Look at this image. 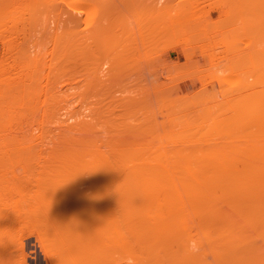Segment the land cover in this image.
Returning a JSON list of instances; mask_svg holds the SVG:
<instances>
[{
    "label": "rangeland",
    "instance_id": "obj_1",
    "mask_svg": "<svg viewBox=\"0 0 264 264\" xmlns=\"http://www.w3.org/2000/svg\"><path fill=\"white\" fill-rule=\"evenodd\" d=\"M103 1L0 0V173L24 196L16 198L22 206L19 215L7 212L9 218L15 217L13 225H7L10 237L22 239V248L10 249L9 255L17 261L20 257L23 264H195L194 257L188 262V255L181 253L178 236V241L176 237L166 241L167 225L147 222L146 214L155 213L158 206L144 196L143 188H126L123 195L114 196L104 188L87 186L91 178L84 167L103 162L120 170L172 162L181 167L185 166L182 158L187 164L193 156L194 165L216 167L217 161L207 160L215 150V154L244 156L240 163L237 157L231 160L242 168L246 167L245 156L255 151L254 145L264 152V136L256 138L261 131L249 126L250 118L246 120V112L253 108L245 109L246 97L252 104L264 103V0L104 1L111 4V10ZM83 4L91 11L82 9ZM61 8L82 19L80 28L73 26L72 15L61 14ZM104 18L109 19L107 24L106 19L99 21ZM91 24L102 26L97 36ZM121 24L125 30L118 28ZM111 27L117 35L114 39L105 34L111 33ZM100 35L105 38L101 42ZM82 38L87 42L82 44ZM255 92L261 93L258 102ZM256 110L264 113V104L255 106ZM239 122L245 125H241L242 132L235 129ZM224 128L231 136L235 132L237 140L232 139L245 141V146L239 143L243 145L239 148L232 140L233 145L223 146L231 139L221 134ZM248 130L255 134L253 145L248 142ZM196 152L204 155L202 159ZM6 187L10 186L0 188ZM130 210L131 215L135 210L141 217L124 216ZM5 260L2 263L13 262ZM202 261L214 262L208 254L196 264Z\"/></svg>",
    "mask_w": 264,
    "mask_h": 264
},
{
    "label": "bare ground",
    "instance_id": "obj_2",
    "mask_svg": "<svg viewBox=\"0 0 264 264\" xmlns=\"http://www.w3.org/2000/svg\"><path fill=\"white\" fill-rule=\"evenodd\" d=\"M87 1L88 0H85V2H87ZM89 1L92 2V0H89ZM89 1L87 2L88 4H89ZM95 1H97V0H95ZM95 1L93 0L92 3H94ZM104 1L106 3L108 2V0L107 1L104 0ZM104 1L101 4H104V7H106L107 4H105ZM120 1L122 2V1H128V0H120ZM137 1H139V0H137ZM195 1H197V0H194L193 1L194 4H195ZM99 2H100V0H99ZM99 2H97V3H99ZM77 3H80V2H77ZM145 3H147V2H145ZM88 4H85V6L83 4L82 9H87L88 6H89ZM133 4H134V2H132V5ZM76 5H78V4H76ZM86 5H88V6H86ZM95 5L97 6V4H95ZM197 5H198V3H197ZM107 6L109 7V4ZM84 7H86V8H84ZM111 7L112 6L110 4V7L108 9L111 10ZM78 8H79V6H78ZM92 8H95V7H92ZM68 9H70V8H68ZM96 9H97V7H96ZM88 10L89 9H87L86 11H88ZM135 10H133V11H135ZM65 11L66 10H63L62 9V13L61 14H64V16L65 15L66 16L69 15L67 17L68 18H71V15L72 14L70 12L68 13V11H66V13H63ZM89 11H91V10H89ZM107 11L110 12L109 10H107ZM135 12H137V11H135ZM106 13L107 12H105V14ZM107 14H106V17L108 16ZM155 14H153V16ZM75 15L76 14H74V16L72 15V18L74 17L72 19V21H73V24H75L73 26L74 27H77V28H80L79 27V23H81L82 19L80 18L81 19L80 20L78 18L79 16L77 15L78 17H76ZM92 15H94V14H92ZM179 15H182V14H179ZM60 17L61 16L59 15V18ZM179 17L180 16H178V18ZM63 18H61V19H63ZM138 18L141 19V17H138ZM147 18H149V17H147ZM174 18H175V16H174ZM64 19H66V17ZM74 19H76V21H74ZM93 19L94 18H92V20ZM105 19L106 18H104V20L99 19V21L102 22V21H105ZM68 20H70V19H68ZM68 20L67 21L64 20V21H66L67 24H68L70 22V21L68 22ZM108 20L109 19H106L105 23L104 22L103 23L104 24H107ZM72 21H71V24H72ZM78 21H80V22H78ZM153 21L154 20H152V23H153ZM178 21H179V19L176 20V22H178ZM77 22H78V25H77ZM28 23H30V22H28ZM153 24H155V23H153ZM27 25H29V24H27ZM80 25H82V23ZM111 25H112L111 23H108V27L111 26ZM121 25H122L121 27L120 26L118 27L120 30H121V28L124 27L123 26L124 24H121ZM158 25L156 26L157 28H158ZM164 26H165V24H164ZM91 27H93L91 29L95 30V33L96 34H94V35L97 36V33L101 31L100 30V27H102V26L99 25V27L98 26L96 27V28H99L98 31H97V29L94 26H92V24H91ZM138 27H139V25H138ZM14 28L17 29V26H15ZM106 28L107 27H105V29ZM116 28H117V26H116ZM116 28H115V30H116ZM111 29H112V27H111ZM111 29H110V32L111 33H105V34H107V35L110 34V37L112 38L115 35V34H112V32L114 30V27H113L112 31H111ZM119 29H118V31H119ZM123 29L125 30L126 28H123ZM123 29H122V31H124ZM28 30H29V28H28ZM127 30H129V29H127ZM127 30L125 32H127ZM160 30H161V28H160ZM75 31H76V29H75ZM90 31L91 30H89V33H90ZM138 31H140V30L138 29ZM150 31H148V32H150ZM80 32L81 33H84L86 31L82 32L80 30ZM80 32L78 31L79 34H80ZM78 33H76V35L75 34L74 35L77 36ZM161 33H162V31H161ZM125 34H127V33H125ZM74 35H73V37H74ZM86 35L88 36V33H86ZM94 35H92V37H94ZM101 35H100V37H102V39L100 40V42L103 39H105V38H103L104 35L103 36H101ZM107 35H106V38L109 37V36L107 37ZM147 35L149 36V34H147ZM200 35H202V34H200ZM115 36H117V35H115ZM115 36L113 37V39L115 38ZM92 37H90V39L88 38V41L91 40ZM141 37H142V35H141ZM111 38H109V39L111 40ZM85 39H87V38H85ZM98 39H100V38H98ZM147 40H149V39H147ZM82 41H83V38H82ZM84 41L87 42L86 40H84ZM84 41H83V43L82 42H80V43L84 44ZM92 41H93V43L97 42V40L94 41V38L92 39ZM143 41H144V39H143ZM98 42H99V40H98ZM73 44L74 43L72 42V45ZM82 47H85V46L83 45ZM72 48H74V45L72 46ZM77 48H78V46H77ZM77 48H76V45H75V49H77ZM80 50H81V48H80ZM82 50H86V49L83 48ZM77 51H78L77 52V54H78L79 53V50H77ZM73 53L76 54L75 52H73ZM77 54H76V56H77ZM128 54L130 56H133V55H131V52H129ZM124 55H126V54H124ZM130 56H129V58H130ZM131 58H133V57H131ZM83 72L85 73L86 71H83ZM87 73H88V71H87ZM95 73H97V71ZM87 75H89V73ZM256 76H258V75L256 74ZM262 76H264V75H262ZM93 77H95L96 80H97V77L96 76H93ZM103 77H105V76H103ZM91 78H92V76H91ZM95 78H92V79H95ZM258 78H261V77H258ZM243 80H245V79H243ZM262 82H264V81H262ZM262 82H259L258 81L259 84H261ZM243 83H244V81H243ZM243 83H242V86H243ZM245 83H247V82H245ZM248 83H250V82H248ZM255 83L258 84L257 82H255ZM253 87L254 86H252V88H250V89H253ZM259 88H261V87L259 86ZM251 92H246V93L249 94V95L246 94V96L248 95V96H251L253 98ZM257 92L253 93L254 96L256 95L255 97L258 98L256 100V102L259 101L258 94L259 95L261 94V93H257ZM262 94H264V93H262ZM244 95L242 97H244ZM237 97H238V95H237ZM239 97H240V95H239ZM262 97H264V96H262ZM233 98L236 99L235 97H233ZM247 98L248 97L245 98L246 99V106H245L246 108L245 109H247V111L248 110L250 111V109L253 108V112L251 111L252 114H251V112H249V113L246 112L247 113L246 117L249 114V117H247L246 120H248L250 118L251 119V122L249 123V126L252 127V128H254V129H256L255 131H257V129L261 131L260 133L257 132V135L256 136H255V134H256L255 131H253L252 129L251 130L255 134H250L249 130H248V132L246 131V135L249 134V136H251V138H250L251 141H248V140H246V141H248L249 143L250 142L252 143V138L254 139L255 137L257 138V136H258V138H259V136H264V133H262V132H264V113L261 114V113H258V110L255 111V106H256V109H257V105L260 106L261 104H264V103H259V104H256L255 105L254 103L252 104V102H251L253 100L247 101L249 99V98L248 99ZM252 98H250V99H252ZM261 100H264V98H261ZM238 101H240V99H238ZM234 102H235V100H234ZM232 103H233V101H232ZM219 106H220V104H219ZM230 106H232V104ZM222 108L220 110L219 107H218V109L220 111H222ZM229 108L231 109V107H229ZM259 108L260 107H258V109ZM213 109L215 110V108H213ZM260 111H261V108H260ZM214 112H215V115H216V110ZM241 112H239V113H241ZM228 113H230V112L228 111ZM235 113H237V112H235ZM222 114H223V112H222ZM219 115H220V113H219ZM226 115L228 116L229 114H226ZM250 115H251L252 118L250 117ZM223 116H225V114H223ZM232 116L234 117V114ZM238 116L235 115V117H237V119L235 118V120H238L239 119ZM216 117H215V119H216ZM233 117H232V119H233ZM219 118H221V117H219ZM225 119H227V118L225 117ZM243 119L245 120V117ZM215 121H217V120H215ZM221 121L224 122L223 120H221ZM248 121H250V120H248ZM241 122L242 123H244V122L246 123V121H244V122L241 121ZM242 123H241L242 127L245 126L244 125L245 123L244 124H242ZM236 124H234V126ZM241 125H240V122H239V126L240 127H241ZM247 125H248V123H247ZM217 127H218V125H217ZM217 127H215V130H216ZM221 127H222V125H221ZM230 127H231V125H230ZM240 127L239 128L238 127H236V128L234 127V128L236 130L239 129V131L242 132V127H241V130H240ZM246 127H244V128H246ZM248 127H247V129H250ZM231 128L234 129L233 126ZM231 128H229V129H231ZM220 130H222V129H220ZM234 130H233V132H234ZM224 132H225V128H224ZM228 132H229V130H228ZM241 132H238V133H241ZM213 134H214V132H213ZM216 134H217V131H216ZM221 134H228V133L225 132V133H221ZM234 134H235V132L233 133L232 136L229 135V134L226 135V136H230L231 139L229 138L230 139V141H229L228 137H226V139H228V140H226L227 141L226 144H228V145H225L224 144L223 146H225V147L226 146H229V143H232V141L234 143L235 140H237V139H235V138H237L236 137L237 135L235 136ZM217 135H214V136H217ZM246 135H244V136H246ZM241 137H242V134H241ZM221 138H224L225 139V137H223V136ZM232 138H234L235 140L232 139ZM261 138H264V137H261ZM215 140H216V138H215ZM256 140H258V139H255L253 142H256L257 143ZM259 140H260V138H259ZM226 141H224V143ZM236 142L234 144H236ZM244 142L242 141V143L241 142H237V143L238 144L239 143L243 144ZM216 143H218V142H216ZM233 143H232V145H233ZM249 143H248L247 146H249ZM222 144L223 143H221V145ZM241 144H239V148H240V145ZM253 144L254 143H252L251 145H253ZM241 146H243V145H241ZM244 146H245V143H244ZM247 146H246V149H248V150H251L252 149V148L249 149L251 146L248 147V148H247ZM254 146H257V147L259 146V148L256 147L257 149L254 147V150H255L254 151L255 153L253 152L254 154L253 153L252 154L250 153L249 155H247L246 153H244L245 155H247V156H245L246 167H243V166H245V165H243L242 168H239L241 166L240 164H239V166L238 165L235 166V163H237L235 160H234L235 161L234 164H232V161H231L232 159H235L236 157L237 158L239 157V159L236 158V160H238V162L240 161V159L243 160L244 159V156L242 154H241V156H243V159H242V157H240V155H237L236 156V155H233L231 153L228 154L227 152L224 153V152H220L218 150L217 151L219 153H217V154H215V152H216L215 150H213L214 151V154L211 152V154H213L212 155V158L210 156L211 155L210 154V151H206V152H209L208 154H210L209 155L210 157L207 156V160L210 159V160H212V162H216L217 161L216 164L219 163V165L216 166V167H215V165H213L214 167L212 166L213 163H211V166L212 167H209L210 165L209 166H207V165L204 166L205 163L204 164L203 163L202 164H199L198 163V165L192 164L193 163L192 158L194 157L193 156L194 153H193V155H190V154L184 155V156H193L191 158V161L192 162L190 161L191 163L189 162V163L186 164V162L184 161L185 159L182 158L181 159V162L183 161V164H185V166H181L182 164H180L181 167H176V166L172 165V164H174L172 162L171 163L172 166L170 164H168L169 166H166L167 164L166 165H161V163H158L157 166H155V167L152 166L150 168L149 167H144V168L135 169V170L134 169L133 170H129V169H125V170L121 169L120 170V168L112 167V166L106 164L105 162H103L101 164H96V165L91 166V167L88 166V164H86V166H88L89 168L86 167V166L84 168H87L88 169L89 174H90V178H91V180L89 182H87L88 183L87 186H94V187L95 186H98V187H100V190L101 191H102L101 188H104L107 191H111L114 196L115 195L116 196L123 195L121 192L124 189H126V188H128L130 190L132 188H133L132 190H134V188H143L144 191H145L144 196L146 195L147 198L151 200V202L153 201V203L155 202V204H157V206H158V208L156 207L157 208V211L155 213H153V214L151 213V215H150V213H148V215L146 214V216H145V213L143 214V210L141 209V214H142V217H141V214H139V212L136 213L135 210L132 211V215H131V210H130L129 211L130 213L128 212L127 215H124V216H129V214H130V218H136V219H138L140 217L143 218L145 216V218L147 219V222L149 221V223H150V221H152L155 224L161 225L163 223L162 225H165V226L167 225V236H168L167 238L168 239L166 241H168V242L169 241H172L171 239L174 238V237H176V240L178 241V239H177V236H178V238L180 239V242H181L179 244V246L181 248V253L183 251L185 254L188 255L189 258L187 257V259H186V261L188 260V262H189L190 257L191 258L194 257L196 259V260H194L195 261V264H196L197 263L196 261L199 260V257H201L202 255H205L206 256V254H208V255H211L212 260L214 261L213 264H264V200H262V199H264V152H261V151L259 152L258 151V149H260V148H261L260 150H262V147L260 145L257 144V145H254ZM237 147L238 146H236V148ZM207 148H209V147H207ZM218 148H220V146ZM239 148H237V150ZM202 149L203 148H201V151H202ZM227 149H228V147H227ZM200 152H196L195 154H197V157L199 156L202 159V156H204V155L203 154H202V156L198 155ZM184 156L182 155V157H184ZM178 158H179V155H178ZM180 158H179V160H180ZM205 158H206V156H205ZM156 159H158V158H156ZM189 159H190V157H189ZM210 160H208V161H210ZM194 161H195V159H194ZM204 161H206V160H204ZM198 162H200V161H198ZM240 162H242V161H240ZM245 162H244V164H245ZM179 163H180V161H179ZM207 163L210 164L209 162H207ZM94 164H95V162H94ZM0 171H2V170H0ZM85 171H86V169H85ZM1 174L2 173H0V187L1 186H10V187H6L7 189L4 188V190H1V188H0V236H1V238H0V262L1 263L0 264H5L4 262L2 263L3 258L6 259L5 262L7 261V263H11V261H13L15 264H17V263L20 264V263H22V260L20 259V257H18V259L21 262L15 260V259L12 260L13 257L12 256L10 257L11 252L10 253L8 252V251H10V249H12V248L14 249V247L15 248H18L20 246V244H21V240L22 239H20V237L17 238L18 236L16 238H14V239L10 237L11 236V233L8 230L9 229L8 226L13 225L12 222H14V221H11V220H14L15 217L9 218L7 212H9L11 210L12 213L17 212L15 214L21 213L22 206L20 207V203H21L20 200H22L23 198L21 199V197H24V196H22V193H20L18 191L19 189H18V187H16V185L13 186L12 181H9L10 179L7 178L4 173H3L4 175H1ZM91 174H93V175H91ZM74 180L76 181L75 178H74ZM9 182L11 184H9ZM71 182H69V183L67 182V183L70 184V186H72L71 185ZM67 183H66V185L68 186ZM76 183L78 184V180L76 181ZM79 183L81 184L80 181H79ZM84 183L86 184V182H82L83 185H84ZM76 185H73V186H76ZM130 187H132V188H130ZM138 192H139V190H138ZM96 195H97V193H96ZM16 198L17 199H20V200H17ZM148 199H147V201L149 202ZM15 200H17V202H14L13 203V201H15ZM118 200H120V199H118ZM132 201H136V200H134V198H133ZM12 204L15 205V207H10L12 209H9V206L12 205ZM139 204L140 203H138V205ZM145 206H146V204H145ZM136 207H137V205H136ZM127 208H128V206H127ZM138 210H140V209H138ZM126 211H127V209H126ZM134 211H135V213H133ZM15 214H13V216ZM138 214L140 215V217H139ZM18 219H19V217H18ZM9 223H10V225H9ZM18 225H19V223H18ZM152 229H153V227H152ZM165 234H166V232H165ZM2 236H4V238ZM153 236H155V235H153ZM40 238H42V237H40ZM162 243L164 244V242H162ZM21 248L22 247L20 246L18 249H21ZM18 249L16 251H19ZM12 252H14V251H12ZM184 253H183V255H185ZM14 254H16V253H14ZM164 254H165V252H164ZM21 255L22 254H20V256ZM46 255H48V254H46ZM197 255H200V256L197 258V257H195ZM1 258H2V260H1ZM182 258L184 260V257H182ZM179 259H180V257H179ZM192 260L193 259H191L190 262ZM13 262L11 264H13ZM179 262H181V261H179ZM202 262H204L203 264H212V262L210 263L208 261H202ZM51 263H49V264H51ZM200 263H201V261H200ZM52 264H54V263H52ZM174 264H175V262H174ZM198 264H199V262H198Z\"/></svg>",
    "mask_w": 264,
    "mask_h": 264
}]
</instances>
